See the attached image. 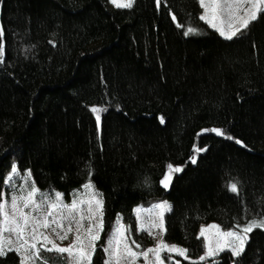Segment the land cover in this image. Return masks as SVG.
I'll use <instances>...</instances> for the list:
<instances>
[{"label": "trees", "instance_id": "obj_1", "mask_svg": "<svg viewBox=\"0 0 264 264\" xmlns=\"http://www.w3.org/2000/svg\"><path fill=\"white\" fill-rule=\"evenodd\" d=\"M201 14L198 0H161L159 9L155 0L132 9L0 0V177L16 164L40 190L66 197L91 179L105 201L106 234L119 213L145 248L154 239L137 231L134 209L168 200L163 238L193 259L203 253L202 225L227 229L264 214V13L232 41ZM188 27L198 32L183 35ZM92 107L101 109L99 125ZM208 127L246 147L201 133ZM194 144L207 151L193 165ZM168 163L183 171L166 190L159 180ZM103 259L98 246L93 264ZM233 259L227 251L217 258ZM238 264H264V231L250 234Z\"/></svg>", "mask_w": 264, "mask_h": 264}, {"label": "snow or ice", "instance_id": "obj_2", "mask_svg": "<svg viewBox=\"0 0 264 264\" xmlns=\"http://www.w3.org/2000/svg\"><path fill=\"white\" fill-rule=\"evenodd\" d=\"M136 0H111L118 9H132ZM203 13L199 19L215 30L224 40L232 41L242 36L252 22L264 13V0H198ZM161 0H155L159 9ZM173 21L176 16H171ZM180 27V25H177ZM198 29L188 27L183 35L195 34ZM0 26V37L3 36ZM4 64V45L0 43V65ZM96 113L95 121L99 125L101 109L92 107ZM164 117H160L163 124ZM201 133H213L217 137L234 140L238 145L243 141L229 135L220 127L201 129ZM199 135V134H198ZM207 151V146H192L190 162L197 163L198 154ZM28 179L19 185L13 177L19 175L18 166L12 164L6 179L0 177V183L8 185V191H0V257H6L9 252L19 256V264H47L42 252L67 254L68 264H93V258L98 246L104 256L103 264H180L174 260V255L189 261V264H218L217 258L227 251L233 259L232 264H238L239 257L245 252L250 234L259 229L264 231V214H256L245 218L243 223L236 221L227 229L220 224L202 226L199 237L202 239L203 253L196 259L189 256L186 247L170 244L163 238L166 232L165 212L171 210L167 200L154 203L149 208L136 207L135 220L137 231H146L153 237L155 245L142 248L141 243L132 236V228L123 222L121 214L115 215L104 242L105 233V201L89 180L82 185L84 191H75L71 202H65L64 193L53 191L45 194L31 180V170H25ZM183 167L167 164V172L159 180L164 189H169L173 173H181ZM147 182V180H146ZM229 190L239 194L237 183H231ZM68 241L66 246L63 242ZM167 254V255H165Z\"/></svg>", "mask_w": 264, "mask_h": 264}, {"label": "rangeland", "instance_id": "obj_3", "mask_svg": "<svg viewBox=\"0 0 264 264\" xmlns=\"http://www.w3.org/2000/svg\"><path fill=\"white\" fill-rule=\"evenodd\" d=\"M110 1V3H111V0H109ZM112 4V3H111ZM113 5V4H112ZM114 6V5H113ZM202 13H203V9H202ZM176 173H173V177H174V175H175ZM24 179H28L27 178V176H26V173L25 174H21V173H19V175H17V176H14L13 177V180H14V182L15 183H17L18 185L24 180ZM31 180H32V177H31ZM91 182H92V180L91 179H89ZM88 180V181H89ZM87 181V182H88ZM93 183V182H92ZM77 190H79V191H84L83 190V188L81 187V188H79V189H77ZM77 190H75V191H77ZM6 191H8V185L6 184ZM75 191H73L71 194H70V196L69 197H66L65 195H64V200H65V202H68V203H70L71 202V199H72V194L75 192ZM41 192L42 193H45V194H48V193H51V192H53V191H42L41 190ZM168 201V200H167ZM161 202V201H160ZM169 202V201H168ZM154 203H158V202H152L151 204H149L148 206H145V207H141V208H149V207H151V205L152 204H154ZM170 203V202H169ZM166 213V212H165ZM210 224H213V223H210ZM207 225H209V224H204V225H202V226H207ZM201 226V227H202ZM139 232H141V231H139ZM144 232V231H143ZM146 232V231H145ZM108 234V233H107ZM106 231H105V233L104 234H102V241L101 242H104V238L106 237ZM132 236H133V238H135L136 239V237L132 234ZM139 243H141V246H142V248H145L144 247V240L143 239H140V240H137ZM67 243H68V241H64L63 242V246H66L67 245ZM154 245H155V241H154ZM153 245V246H154ZM150 247H152V246H150ZM147 248V247H146ZM145 248V249H146ZM226 252V251H225ZM42 257H43V259L47 262V264H68V257H67V254H57V253H55V252H52V253H48V252H42ZM165 255H167V254H165ZM174 255V260H176L177 258H178V256H175V254H173ZM180 258H182V257H180ZM37 264H41V262L40 261H38L37 262ZM141 264H142V258H141ZM168 264H173V262H168Z\"/></svg>", "mask_w": 264, "mask_h": 264}, {"label": "water", "instance_id": "obj_4", "mask_svg": "<svg viewBox=\"0 0 264 264\" xmlns=\"http://www.w3.org/2000/svg\"><path fill=\"white\" fill-rule=\"evenodd\" d=\"M166 190H168V189H166Z\"/></svg>", "mask_w": 264, "mask_h": 264}]
</instances>
